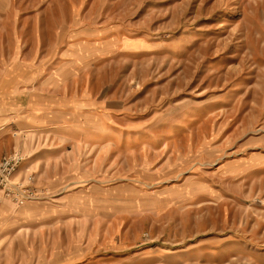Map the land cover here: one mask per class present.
Listing matches in <instances>:
<instances>
[{
	"label": "rangeland",
	"instance_id": "obj_1",
	"mask_svg": "<svg viewBox=\"0 0 264 264\" xmlns=\"http://www.w3.org/2000/svg\"><path fill=\"white\" fill-rule=\"evenodd\" d=\"M0 134V264H264V0H0Z\"/></svg>",
	"mask_w": 264,
	"mask_h": 264
},
{
	"label": "built area",
	"instance_id": "obj_2",
	"mask_svg": "<svg viewBox=\"0 0 264 264\" xmlns=\"http://www.w3.org/2000/svg\"><path fill=\"white\" fill-rule=\"evenodd\" d=\"M24 160L25 158L21 153H14L0 160V188L5 192L6 196L12 198L19 205H23L25 202L34 200L37 197L34 191L22 188L19 183H15L13 180L14 174ZM28 179L33 181V176Z\"/></svg>",
	"mask_w": 264,
	"mask_h": 264
},
{
	"label": "crops",
	"instance_id": "obj_3",
	"mask_svg": "<svg viewBox=\"0 0 264 264\" xmlns=\"http://www.w3.org/2000/svg\"><path fill=\"white\" fill-rule=\"evenodd\" d=\"M2 138H3V135L2 134H0V142H1V140H2ZM10 146V145H9ZM7 152H8V150L6 149V150H4L3 148H1V146H0V159L1 158H3L4 156H6V155H4V154H7Z\"/></svg>",
	"mask_w": 264,
	"mask_h": 264
}]
</instances>
